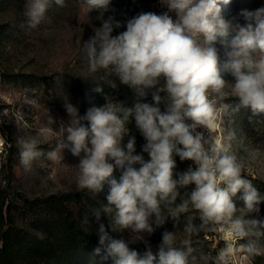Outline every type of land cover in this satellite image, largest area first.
<instances>
[{
  "label": "clouds",
  "instance_id": "clouds-1",
  "mask_svg": "<svg viewBox=\"0 0 264 264\" xmlns=\"http://www.w3.org/2000/svg\"><path fill=\"white\" fill-rule=\"evenodd\" d=\"M111 2L83 0L86 22L95 10L101 26L93 28L94 36L87 42L81 43L82 36L78 42L86 50L90 69L113 75L110 86H126L134 102L128 106L127 101L106 96L104 105L83 115L66 102L68 120H61L58 130L48 115L35 134L17 138L20 165L31 171L37 161L61 162L68 149L80 157L74 167L78 189L95 197L108 185L107 205L92 213L99 223V244L106 245L102 259L113 264H233L238 252L264 255L259 240L264 220L252 216L260 212L264 195L244 175L245 165L232 151L235 134L213 135L219 113L227 107L221 105L226 93L236 98L233 112L251 109L254 115L264 114V6L242 10L246 24L240 25L222 16L221 4L230 0H159L166 11H141L126 21L104 18ZM54 5L65 7V0H27V27L36 29ZM121 28L125 30L113 35ZM230 32L236 33L231 39ZM217 42L224 49L223 70L233 81L221 74L220 57L212 46ZM150 94L152 102H144ZM133 120L146 140L143 152L148 161L134 154L136 139L129 129ZM198 129L207 130L208 136ZM51 133L57 137L56 146L45 152L39 145ZM175 156L193 161L195 168L176 173ZM116 169L121 170L119 179L113 176ZM236 199L242 206L237 207ZM188 211L195 216L183 226L182 242H177L176 231L167 230L155 247L144 240L143 234H153L169 217ZM102 213L108 217L107 228L100 222ZM197 218L199 224L194 223ZM80 229L91 234L87 215ZM108 229L130 230L135 234L131 242L144 241V252L130 249ZM201 233H218L224 246L215 255L194 246ZM236 241L244 242L237 247ZM100 255L97 247L89 264Z\"/></svg>",
  "mask_w": 264,
  "mask_h": 264
},
{
  "label": "rangeland",
  "instance_id": "rangeland-1",
  "mask_svg": "<svg viewBox=\"0 0 264 264\" xmlns=\"http://www.w3.org/2000/svg\"><path fill=\"white\" fill-rule=\"evenodd\" d=\"M26 2L27 0H6L0 7V27L5 28V32L0 34V180L10 175L16 189L34 197L78 189L77 171L74 167L78 165L80 157L73 156L68 149H64L61 162L37 161L31 171H25L19 162L16 140L20 136L35 134L36 129L46 122L48 115L56 121L54 130H58L59 122L68 120L66 102L77 106L81 115L94 107L91 96L99 81L98 70L93 72L90 69L82 44L94 36L93 28L100 27L101 20L98 19L100 13L94 10L87 14L86 22L83 0H65V7L54 5L47 10L45 19L36 29H29L24 15ZM261 6H264V0H230L228 4H221L222 16L233 24L245 25L246 21L240 12L253 11ZM141 11L160 14L166 9L160 6L159 0H112L104 18L112 15L117 20L126 21ZM170 15L173 19L176 18L174 13ZM123 30L125 28L116 29L113 35ZM235 34L230 32L229 39ZM81 36L82 44L78 42ZM212 46L217 49L220 57L222 76L233 81L231 73L222 67L225 61L223 47L219 42ZM24 73L30 77L23 76ZM32 74L36 77H31ZM107 77L109 84L115 80L111 74ZM109 98L127 101L128 106L134 102L131 91L123 85L118 89L111 87ZM144 102H152L151 94ZM236 102L235 97L226 93L221 105L227 107H222L213 135L222 138L230 132L235 134V139L231 141L232 151L244 163V175L252 180L257 189L261 187V194L264 195V114L254 115L251 109L233 112L232 107ZM163 107L161 104L162 109ZM129 129L130 135L134 136L136 133L132 131H137L134 120L129 124ZM198 130L205 137L208 136L207 130ZM56 142L57 137L51 133L47 139L41 140L39 146L47 152L56 146ZM174 158L176 173L186 171L189 166L195 168L191 160L181 161L178 156ZM193 187L194 185L189 186L188 190ZM107 194L108 190L104 186V190L96 196L106 201ZM235 202L237 207L242 206L238 199ZM259 208L260 212L252 216L264 220V202ZM194 216V212L188 211L180 213L178 218L169 217L153 234H143L144 240L155 247L161 242L162 233L167 230L176 231L177 242H182V228ZM89 222L90 227H99L95 219ZM194 223L199 224V219H195ZM108 230L110 235L128 242L135 236L130 230L122 233ZM259 240L264 247V236ZM243 242L234 243L238 247ZM134 243L145 246L143 240H136ZM193 243L213 255L224 246L218 233H201L198 240L194 238ZM233 264H264V255L248 257L245 253L238 252Z\"/></svg>",
  "mask_w": 264,
  "mask_h": 264
},
{
  "label": "trees",
  "instance_id": "trees-1",
  "mask_svg": "<svg viewBox=\"0 0 264 264\" xmlns=\"http://www.w3.org/2000/svg\"><path fill=\"white\" fill-rule=\"evenodd\" d=\"M5 1L0 0V7ZM4 32L5 28L0 27V34ZM98 76L91 96V104L95 107L104 105L105 97L111 94V86L106 80L109 74L101 69ZM31 77L36 76L32 74ZM98 88L103 91H97ZM132 132L136 133L134 154L143 155L145 161L150 160L148 153L143 152L146 140L138 130ZM128 138H124L122 146H126ZM120 175V169L113 173L117 179ZM105 188L108 190L107 184ZM258 191L261 193L262 188ZM106 205L107 200L102 201L80 189L31 197L16 189L12 177L6 175L0 180V264H89L97 247L101 248V255L95 257L94 264H113L111 259H102L106 245L99 244L97 228L91 227V234L80 229L85 215L89 221L95 219L92 209ZM100 222L107 228V215L102 213ZM128 243L130 249L139 253L145 250L144 245Z\"/></svg>",
  "mask_w": 264,
  "mask_h": 264
}]
</instances>
